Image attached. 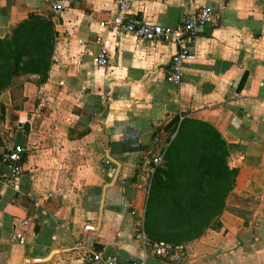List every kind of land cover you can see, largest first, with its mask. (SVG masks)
<instances>
[{
  "label": "crops",
  "instance_id": "obj_1",
  "mask_svg": "<svg viewBox=\"0 0 264 264\" xmlns=\"http://www.w3.org/2000/svg\"><path fill=\"white\" fill-rule=\"evenodd\" d=\"M62 3L54 14L43 0H0V37L30 14L55 32L47 80H19L0 93V156L24 147L19 190L0 181V264H98L86 250L107 246L122 261L138 260L141 163L187 116L219 131L238 172L220 227L182 245L174 264H264V0L134 3L136 18L161 26L198 5L218 14L201 27L177 85L165 80L172 42L101 26L114 0ZM102 45L108 62L99 66ZM13 232L24 242L11 241Z\"/></svg>",
  "mask_w": 264,
  "mask_h": 264
},
{
  "label": "trees",
  "instance_id": "obj_2",
  "mask_svg": "<svg viewBox=\"0 0 264 264\" xmlns=\"http://www.w3.org/2000/svg\"><path fill=\"white\" fill-rule=\"evenodd\" d=\"M52 27L49 19L30 14L0 37V93L19 80H47ZM173 124L174 137L150 182L142 227L151 242L182 246L220 227L238 169L229 167V147L211 124L188 116Z\"/></svg>",
  "mask_w": 264,
  "mask_h": 264
},
{
  "label": "built area",
  "instance_id": "obj_3",
  "mask_svg": "<svg viewBox=\"0 0 264 264\" xmlns=\"http://www.w3.org/2000/svg\"><path fill=\"white\" fill-rule=\"evenodd\" d=\"M43 1L48 3L50 10L54 14H59L64 9L63 0ZM137 1L139 0H114L115 10L113 14L102 20L100 24L104 28L130 33L139 39H159L172 42L175 45V51L171 55L165 69V80L170 84L177 85L182 81L185 66L192 63L195 59L193 45L201 27L215 23L218 19V14L210 7L198 5L192 11L182 13L175 25L161 26L153 22L140 20L131 13L130 9ZM97 41L101 44V37H97ZM94 62L99 66L107 64V49L103 45L94 58ZM154 141L159 144L158 137H155ZM166 146L161 145L157 153L148 156L141 163V170L145 173L147 182V184L145 183L146 187L150 186L156 168L163 162ZM23 152L24 147L16 144L6 147L0 156V181L10 186L14 191H18L20 188V177L22 174L21 157ZM105 162L109 163L108 160H105ZM134 237L141 245L142 255L138 260L125 262L113 253L103 257V251H97L92 248L86 250L87 259L98 264H145L146 258L151 257L174 264L180 258L182 246H173L165 241H149L144 233L142 223L136 229ZM10 240L23 243L24 236L19 232H13Z\"/></svg>",
  "mask_w": 264,
  "mask_h": 264
},
{
  "label": "water",
  "instance_id": "obj_4",
  "mask_svg": "<svg viewBox=\"0 0 264 264\" xmlns=\"http://www.w3.org/2000/svg\"><path fill=\"white\" fill-rule=\"evenodd\" d=\"M107 157L109 158V160H111L112 162H114V164L118 165L117 162L112 159L108 154H107ZM114 252L116 251L114 248H112L111 246H107L105 249H104V252H103V257H106L108 254H110V252ZM145 264H169V263H166L164 261H161V260H158L156 258H151V257H148L146 258L145 260Z\"/></svg>",
  "mask_w": 264,
  "mask_h": 264
},
{
  "label": "rangeland",
  "instance_id": "obj_5",
  "mask_svg": "<svg viewBox=\"0 0 264 264\" xmlns=\"http://www.w3.org/2000/svg\"><path fill=\"white\" fill-rule=\"evenodd\" d=\"M162 163H163V162H162ZM162 163H161V164H162ZM161 164H160V165H161ZM146 184H147V182H146ZM145 187H146V186H145ZM148 191H149V187L146 188V193H147V194H148ZM147 194H146V195H147ZM146 198H147V196H146ZM142 220H143V218H142Z\"/></svg>",
  "mask_w": 264,
  "mask_h": 264
}]
</instances>
